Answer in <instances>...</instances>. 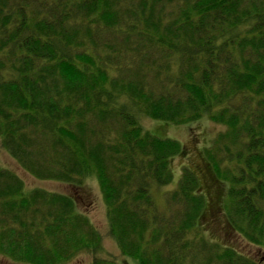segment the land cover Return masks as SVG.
Listing matches in <instances>:
<instances>
[{
  "label": "trees",
  "instance_id": "obj_1",
  "mask_svg": "<svg viewBox=\"0 0 264 264\" xmlns=\"http://www.w3.org/2000/svg\"><path fill=\"white\" fill-rule=\"evenodd\" d=\"M141 116L226 128L200 169L224 188L217 200L184 167L158 204L184 148ZM0 143L35 179L80 189L94 176L135 264H260L206 240L201 222L216 207L264 251V0H0ZM99 241L74 197L27 192L0 167L3 259L57 264Z\"/></svg>",
  "mask_w": 264,
  "mask_h": 264
},
{
  "label": "rangeland",
  "instance_id": "obj_2",
  "mask_svg": "<svg viewBox=\"0 0 264 264\" xmlns=\"http://www.w3.org/2000/svg\"><path fill=\"white\" fill-rule=\"evenodd\" d=\"M140 124L144 130L160 135L158 137L177 140L184 148V154L175 157L171 161V168L173 170L172 181L160 189L154 188L153 190L154 196L160 206L163 204V195L176 188L181 170L184 167L190 169L197 175L201 190L204 194H208V197H211L213 201L217 200L218 196L220 197V193L224 191V188H220L217 183L211 180L209 181L208 175L203 173L200 169L207 163L206 149L214 147L219 134L225 132V127L211 122L208 116H202L196 122L184 125L158 123L150 118L141 116ZM0 167L18 176L23 182L25 191L27 192L39 189L48 193L74 197L76 201V211L84 215L90 225H92L99 234L100 241L94 251L80 250L68 260L57 264H89L94 256L101 259L112 260L118 264H135L131 259L122 256L116 242L109 233L106 207L103 202L99 184L94 176L84 179L80 189H74L69 185L53 180L35 179L9 156L6 150L2 148L1 143ZM207 167L209 168V166ZM218 210L219 209L216 207L206 208L205 213L207 214V219H205V215L201 222L204 238L210 242L234 248L251 260L264 264V251L254 246L241 243L240 240L226 228L221 215L219 216V214H216V217L214 216L215 212ZM208 214H210V216ZM0 264L23 263H13L0 256Z\"/></svg>",
  "mask_w": 264,
  "mask_h": 264
}]
</instances>
